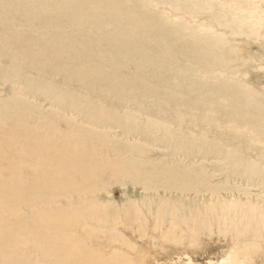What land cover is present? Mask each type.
I'll return each mask as SVG.
<instances>
[{"label": "rangeland", "instance_id": "rangeland-1", "mask_svg": "<svg viewBox=\"0 0 264 264\" xmlns=\"http://www.w3.org/2000/svg\"><path fill=\"white\" fill-rule=\"evenodd\" d=\"M193 29L217 38L195 48ZM0 107L35 169L12 220L93 206L109 224L11 241L0 207L8 263L55 264L52 246L71 264H264V0H0ZM80 166L105 174L90 196L61 186Z\"/></svg>", "mask_w": 264, "mask_h": 264}, {"label": "bare ground", "instance_id": "bare-ground-1", "mask_svg": "<svg viewBox=\"0 0 264 264\" xmlns=\"http://www.w3.org/2000/svg\"><path fill=\"white\" fill-rule=\"evenodd\" d=\"M203 3L204 5L210 4L208 1H205ZM193 5L199 6L197 4H193ZM193 5L190 6V9L195 8V6ZM167 22H170V21H167ZM166 24L167 23H165V25L161 24L157 26L156 30H160L162 28L164 32H167ZM182 31H183L182 28H177L176 30L171 32L172 37H174L176 42L182 41V34H183ZM208 35L210 34L205 29H193V31L191 32L190 38H188V40L192 42L191 44L193 45V47H195V45L201 44L204 40H207V41L212 40L211 37H209ZM164 36L166 37V35ZM210 36L217 38L214 35H210ZM160 40L162 41L163 39L160 38ZM207 41H205V43H210L209 41L208 42ZM211 43L213 44V42ZM195 55L203 59H207L208 57V54L205 52V50H201V49L195 51ZM0 110H1L0 112L1 119H7L10 113L12 112L2 107H0ZM10 120L11 118L9 119V122H7L8 125L10 124ZM0 123L4 129L5 127H7L6 122L4 123L3 121L0 120ZM1 126H0V180L5 178V180H7L8 182L12 181L11 179L12 173L10 170H17L19 171V175H20L18 179L19 186L18 187H8V189H13V193L11 197L16 198V201L14 202L9 201L10 197L8 196L7 192L3 191L5 189H2V186L0 185V207L4 209L2 213H7L8 217L12 220L17 217L16 213L20 209V207H22L24 204H26V206H30L32 203V199H31L32 196H31L30 191H28L29 195L27 198H24V195L22 196V200L19 198V194L22 193L23 191H24V194L26 192V188L24 187V183H26L25 178H24L25 176H23L22 173L25 171H29V170L33 171L35 169L33 165H31V167H26V166L24 167L23 163L20 161V159L23 160L22 154H23V147L25 145V142H21L20 140H18V138H16L13 133L14 131H5L2 129ZM38 142H41V140L38 139ZM32 145L33 144H27V148L29 149L30 148L29 146H32ZM16 147L20 149L19 156L17 155L16 152L13 151ZM17 163L19 164V167L17 166ZM41 163L42 161L40 162V164ZM71 167H75V166H71ZM71 173L72 175H74V177L76 178V181L79 182V184L77 186L76 185L69 186L70 183L64 182L61 184V186L70 188L71 190L77 192L78 196H82L81 194H85V193H88L87 196L92 195L94 193V188L98 186V184L96 185L97 180L98 179L100 180L101 178L105 176L104 172L100 170V177L99 176L95 177L94 170L90 168H87L86 170L84 166H80L78 171H72ZM113 175H117V172L114 173ZM85 184L86 186L84 188ZM55 189L60 191L61 193L64 191V189L59 186H54V187L52 186V188L48 189L50 196L54 197V195L56 194ZM79 202H83V201L79 200ZM92 207L93 206H89V208L84 211H81L78 209V212H73L70 214H67L65 211H60L56 215L52 216L51 219L50 218L48 219L49 223L44 222V221L38 222L40 225L39 229H37V226H33L30 223L29 224L25 223V225H17V223L14 220H12V223L5 228V233L3 234V238H7L12 241L14 235L16 234L23 235L25 233L32 234L34 237L38 238V230H41V229L53 230L56 232H63L64 236L67 237L70 234H73V232L76 229L83 232L84 229L82 228V225L84 224L86 225V223H88L89 221L91 222L95 221V225L94 227H92V230L103 231V229H107L109 224H107L103 228V224L105 223V220L100 221L99 217H96L95 215H93L91 211H94L95 208H92ZM2 230L3 228L0 227V231ZM12 248H13V243H12V246H6V248L0 247V264H25L22 262V259H20L19 256H17L18 261L16 260L13 263L7 262L11 259V257L9 256V253L6 251V249H12ZM39 249L43 257L54 258V261H57L55 264H71L72 255L66 254L61 257V255L59 254V249H57L55 252L52 246H49V247L43 246V247H39Z\"/></svg>", "mask_w": 264, "mask_h": 264}]
</instances>
